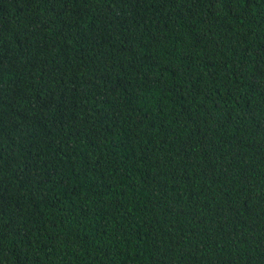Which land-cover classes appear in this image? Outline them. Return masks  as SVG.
<instances>
[{
	"label": "trees",
	"instance_id": "obj_1",
	"mask_svg": "<svg viewBox=\"0 0 264 264\" xmlns=\"http://www.w3.org/2000/svg\"><path fill=\"white\" fill-rule=\"evenodd\" d=\"M0 264H264V0H0Z\"/></svg>",
	"mask_w": 264,
	"mask_h": 264
}]
</instances>
